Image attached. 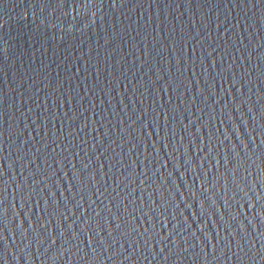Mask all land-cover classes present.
I'll return each instance as SVG.
<instances>
[{
    "label": "water",
    "instance_id": "water-1",
    "mask_svg": "<svg viewBox=\"0 0 264 264\" xmlns=\"http://www.w3.org/2000/svg\"><path fill=\"white\" fill-rule=\"evenodd\" d=\"M0 264H264V0H0Z\"/></svg>",
    "mask_w": 264,
    "mask_h": 264
}]
</instances>
